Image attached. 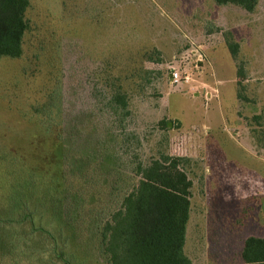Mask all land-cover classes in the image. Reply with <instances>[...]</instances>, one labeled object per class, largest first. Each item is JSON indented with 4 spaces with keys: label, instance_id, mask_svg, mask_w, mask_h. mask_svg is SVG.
<instances>
[{
    "label": "rangeland",
    "instance_id": "obj_1",
    "mask_svg": "<svg viewBox=\"0 0 264 264\" xmlns=\"http://www.w3.org/2000/svg\"><path fill=\"white\" fill-rule=\"evenodd\" d=\"M29 2L22 56L0 59V144L62 171L80 242L57 233L53 214L47 227L66 244L57 254L29 224H5L0 264H108L85 243L91 211L116 208V178L132 185L134 166L163 153L188 158L192 264H245V240L264 237V0L253 12L215 0ZM173 67L189 79L171 80ZM119 86L124 122L110 106Z\"/></svg>",
    "mask_w": 264,
    "mask_h": 264
},
{
    "label": "trees",
    "instance_id": "obj_2",
    "mask_svg": "<svg viewBox=\"0 0 264 264\" xmlns=\"http://www.w3.org/2000/svg\"><path fill=\"white\" fill-rule=\"evenodd\" d=\"M215 1L218 5L235 4L250 12L260 2ZM29 5V0H0V59L22 56ZM231 36L229 31L226 41L236 55L238 43ZM122 89V86L115 88L110 106L124 122L130 110L127 93ZM50 130L52 127L47 126V131ZM62 155L63 163L72 168L67 163L69 157L64 145ZM81 159L82 162L86 160L85 157ZM113 160L114 157L103 160L108 173L115 167ZM187 160L185 156L163 153L148 164L138 162L134 166L138 180L132 185H123V176H118L116 183L122 181V184H115L114 188L125 190L119 205L114 209L104 208V216L98 209L91 211L94 214L88 222L85 243H97L99 257L108 264H192L185 252L193 187V180L185 169ZM61 173L52 168L46 170L41 158L21 156L18 148L0 144V230L5 224H29L32 233L39 232L51 238L53 254L58 253V247L65 249L64 230L68 241L80 242L77 232L75 234L77 223H74L80 214L73 212L78 199L71 200L73 193L70 195L69 189L63 188ZM52 214L64 220L62 229L57 230L62 235L47 227L48 216ZM24 239L19 238L21 242ZM16 241H13L14 249L18 248ZM242 258L245 264H264V237H248ZM71 259L72 262L66 257V264H72L73 257ZM86 261L83 259L81 264H88Z\"/></svg>",
    "mask_w": 264,
    "mask_h": 264
},
{
    "label": "built area",
    "instance_id": "obj_3",
    "mask_svg": "<svg viewBox=\"0 0 264 264\" xmlns=\"http://www.w3.org/2000/svg\"><path fill=\"white\" fill-rule=\"evenodd\" d=\"M183 71H181L178 68H172L171 72H170V78L171 80H173L174 82H180L182 80H188L189 76L187 74H182Z\"/></svg>",
    "mask_w": 264,
    "mask_h": 264
}]
</instances>
